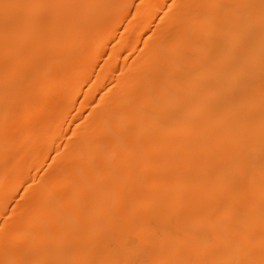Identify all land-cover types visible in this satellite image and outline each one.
I'll return each instance as SVG.
<instances>
[{"label": "bare ground", "instance_id": "6f19581e", "mask_svg": "<svg viewBox=\"0 0 264 264\" xmlns=\"http://www.w3.org/2000/svg\"><path fill=\"white\" fill-rule=\"evenodd\" d=\"M0 264H264V0H0Z\"/></svg>", "mask_w": 264, "mask_h": 264}]
</instances>
